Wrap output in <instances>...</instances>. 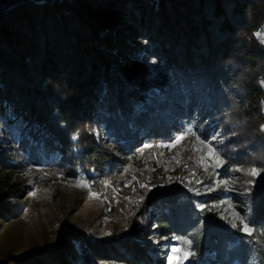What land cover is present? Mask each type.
I'll return each mask as SVG.
<instances>
[{"label":"trees","instance_id":"1","mask_svg":"<svg viewBox=\"0 0 264 264\" xmlns=\"http://www.w3.org/2000/svg\"><path fill=\"white\" fill-rule=\"evenodd\" d=\"M263 25L264 0H0V112L10 105L71 166L97 174L118 169L143 140L186 125L202 135L209 111L243 117L254 132L264 117ZM95 120L116 153L89 134ZM260 137L249 155L264 154ZM249 198L254 237L227 228L209 207L195 209L181 190L145 202L157 206L158 237L196 239L198 257L186 264H264V172ZM22 213L0 199V230ZM29 241L23 252L0 253V264H165L136 229Z\"/></svg>","mask_w":264,"mask_h":264},{"label":"rangeland","instance_id":"2","mask_svg":"<svg viewBox=\"0 0 264 264\" xmlns=\"http://www.w3.org/2000/svg\"><path fill=\"white\" fill-rule=\"evenodd\" d=\"M257 38L264 44V25L258 30ZM204 122L205 130L202 135L192 126L186 125L184 129L157 142L167 143L175 135L191 127L197 135L211 140L217 148L225 161L220 168L209 167L205 171L204 166L197 163L206 149L197 151L202 146L194 137L189 136L175 148H147L140 155L139 150L145 144L157 143L143 140L136 153L127 157L126 163L118 169L108 164L102 174H97L94 171L86 173L71 166L64 155L44 143L47 138L44 134L38 135L41 130L37 125L23 116H16L12 107L6 105L0 112V154L3 159L0 162V199L10 204H18L23 213L17 221L6 223L0 230V253L11 248L14 253L23 252L33 243L28 242L31 237L37 243L52 240L55 232L62 230H71L83 237L98 240L119 233L134 232L136 229L138 233L145 234L149 255L154 259L161 258L168 264L166 257L170 254V249L163 246L179 245L180 241L173 239V236L167 240L157 236L151 222L156 205L154 207L145 200L139 206L130 202L136 201L147 191L140 188V183L156 185L147 194L181 190L193 198L195 209L199 210V204L206 205L216 213L221 224L232 229L229 221L233 218V209L248 218L249 197L254 186H251L250 192H246L249 186L245 181L250 177L234 169L246 170L251 166L264 168V154H248L255 146L254 137L261 136L264 139V117L263 122L256 125L254 132L249 130L243 117L231 116L223 119L217 112L209 111L205 114ZM89 134L108 151L116 153L102 122L93 121ZM174 156L179 163L173 160ZM226 164L229 169L225 174L223 168ZM57 173H63V178ZM80 177L86 178L92 184L91 190L100 193L101 197L90 198L88 189L75 187V180ZM133 177L136 179L133 180ZM168 177H180L181 180L173 179L169 183ZM103 180L111 181V186L105 188L101 184ZM129 181L131 184L126 187L125 184ZM219 181L228 183L220 184ZM113 188L116 189L115 193ZM33 192L36 193L35 196L31 195ZM104 196L107 197L106 200ZM229 203L233 208L228 207ZM141 218L143 223L140 222ZM158 239L159 244L154 242Z\"/></svg>","mask_w":264,"mask_h":264},{"label":"snow or ice","instance_id":"3","mask_svg":"<svg viewBox=\"0 0 264 264\" xmlns=\"http://www.w3.org/2000/svg\"><path fill=\"white\" fill-rule=\"evenodd\" d=\"M264 42V41H262ZM145 43H147V41H145ZM151 64L155 65L157 63V60L155 58L151 59L149 61ZM189 136H192L195 138V141L199 143V145L202 146V148L197 149V151H203V149H206V152H204L199 160L197 161V163L202 164L204 166L205 171L208 170L209 167H212L213 169L216 168H220L225 164L224 159L222 158V156L220 155L219 151L217 150L216 147L213 146L212 141L211 140H205L202 139L199 135H197L196 131H194L191 127L187 128L186 131L178 133L177 135H175V137L165 143V142H157L154 144H145L143 146V148H141L139 150V154L143 155L144 153V149L147 148H167V149H172L175 148L177 145L182 144L183 141H185ZM73 139H75V137H73ZM213 139H215V137H213ZM173 160H176L177 163H179V160H177V158L174 156ZM167 170V169H165ZM237 172H244L246 176L250 177L248 180L245 181V183L249 186L246 189V192H250L251 191V186L255 185L256 183V177L260 176L262 172H264V168L262 167H257V166H251L249 168L242 169V168H236L234 169ZM45 175H48L47 173ZM57 175L61 178H63V173H57ZM192 175H195V173H193ZM211 175V173H210ZM136 178L133 177V180H135ZM173 179L179 181L181 180L180 177H168V181L169 183L173 182ZM139 183V181H137ZM197 183H201L200 181H197ZM218 183L220 184H227L228 181H219ZM101 184H103V186L105 188H108L111 186V181L109 180H103L101 181ZM131 181L127 182L125 184V186H130ZM75 187L77 188H85L88 189V194L90 198H100L101 194L92 191V184L84 177H80L77 178L75 180ZM163 186V185H161ZM153 187H156V185H151L149 186L146 183H140V188L142 189H146L147 191L143 194L140 195L139 198L136 201H130V202H134L135 204H137L138 206L143 204L146 196H147V192L151 191V189ZM135 191V189H133ZM191 191H196L195 189H190ZM113 192H116V189L113 188ZM31 195L35 196L36 193L33 192L31 193ZM105 200L107 199L106 196L103 197ZM126 200H130V198L125 197ZM200 211H204L205 208L207 207L204 204H199L198 205ZM229 208H233V205L231 203H229L228 205ZM232 219L229 221L230 223V227L232 229H238L241 233H243L246 237H254L257 234V228L255 227V222L251 217H244L241 216L238 212H236L233 209L232 212ZM223 219H228L227 217H222ZM141 223H143V218H141ZM200 224L203 223V221L199 222ZM153 227L155 228L156 225L154 224ZM125 230H127V226L125 228ZM261 235H264V226H261V230H260ZM108 235H110V233H106ZM160 239L162 240H167L168 237L164 236V237H160ZM173 239H177L180 241L179 245H164L163 247H168L170 249V254L167 255L166 259L168 264H185V262L187 261H194L197 259L198 257V251L196 249V239L195 238H185V237H173ZM155 243L159 244L160 240H156L154 241Z\"/></svg>","mask_w":264,"mask_h":264}]
</instances>
